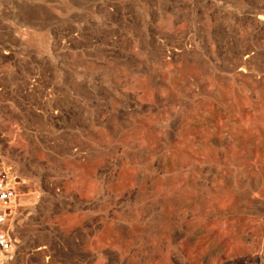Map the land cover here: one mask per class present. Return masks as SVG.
Returning a JSON list of instances; mask_svg holds the SVG:
<instances>
[{
  "label": "rangeland",
  "instance_id": "374dc122",
  "mask_svg": "<svg viewBox=\"0 0 264 264\" xmlns=\"http://www.w3.org/2000/svg\"><path fill=\"white\" fill-rule=\"evenodd\" d=\"M245 53L250 74L235 88L229 68ZM46 92L74 113L70 131L59 135L56 167L19 170L32 192L40 172L57 175L75 207L31 198L23 246L7 264H200L205 250L187 241L202 221H213L228 256L258 250L259 232L227 225L264 213V0H0L2 151L23 148L19 122L3 116L8 98L36 108ZM219 109L240 114L241 127L215 157L194 124ZM28 115V130L41 126ZM227 156L250 171L216 170ZM218 208L235 214L206 215Z\"/></svg>",
  "mask_w": 264,
  "mask_h": 264
},
{
  "label": "built area",
  "instance_id": "2783aa9c",
  "mask_svg": "<svg viewBox=\"0 0 264 264\" xmlns=\"http://www.w3.org/2000/svg\"><path fill=\"white\" fill-rule=\"evenodd\" d=\"M250 54L245 53L243 56V62L237 68H229L238 73L239 78L236 80H229V83L237 87H242L243 79L250 74V68H248V61ZM8 105L10 112L3 115L7 120H13L17 123L18 129L16 132L22 135L23 148L14 153L13 151H2L0 146V264H7L12 261L20 252L23 242L21 241L18 229L20 223L26 219L27 215H24L26 209L29 207V201L34 196L36 197V203L39 205L43 199L48 198L50 206H60V210L71 211L75 207V202L72 200L69 194L61 191V188L57 185L59 179L54 174H48L40 172L38 178L34 181L37 185V189L32 192L29 187L28 178L19 170L22 167H36L39 169L56 167L54 158H58L59 150L58 146L61 144L59 135L62 132L70 131V121L73 118L74 113L66 106H58V103L63 105L66 102H61L55 96H52L50 92H46L45 95L38 98L40 103L38 107H30L29 101L26 99H13L8 98ZM33 110L35 115L39 119L43 120L41 126L33 131L28 130V125L25 123L28 118V111ZM225 110V109H224ZM248 114L245 110H238ZM248 111V110H247ZM240 114L225 113L218 110V114L212 119L211 123L201 121L196 122L198 132L197 135L205 136L210 135L209 143L206 145L209 149L214 151L215 157H222L228 150V146L233 142V130L239 128ZM34 136L33 140L26 137V134ZM0 137L6 138L5 131L0 129ZM211 141V142H210ZM235 147V146H233ZM200 149L199 147H197ZM75 144L69 139L67 144V152L69 156L76 153ZM36 154L34 163H24V161H30L29 153ZM230 162L226 165L222 164L216 170H225L222 167H231V170L236 171L242 169L246 165H237L236 161L227 156ZM236 169V170H235ZM214 180L218 179L214 175ZM226 181V185L235 182L232 177H223ZM225 184V183H224ZM246 198V195H241ZM249 199L250 198H246ZM88 203L85 202L86 207ZM52 211L56 214L57 211L52 208ZM230 214L235 212L228 208H218L215 210H208L206 215L209 218L224 217V219L230 218ZM241 218L235 219L236 224H228V230H236L240 227L243 232L252 233L259 232L261 241L258 242L255 252L250 251V259L246 257H230L227 255L225 248L218 245L215 242V232L218 228L212 224L213 221L200 222L197 225L191 240H188L192 246L199 247L205 250L197 260L200 264L214 262L215 258L222 257L219 260V264H264V213H241ZM250 216V220L247 218ZM254 217V218H253ZM258 218V219H256ZM250 221V222H249ZM211 222V223H210ZM250 242V241H249ZM215 245V247H213ZM37 250L50 249L49 244H42L36 247ZM48 258V256H46Z\"/></svg>",
  "mask_w": 264,
  "mask_h": 264
},
{
  "label": "bare ground",
  "instance_id": "6f19581e",
  "mask_svg": "<svg viewBox=\"0 0 264 264\" xmlns=\"http://www.w3.org/2000/svg\"><path fill=\"white\" fill-rule=\"evenodd\" d=\"M262 166V168H264V165H261ZM243 170H245V171H250V167H245ZM250 178V177H249ZM261 182L263 183L264 182V170H261ZM247 182V181H246ZM244 183V182H243ZM242 183V184H243ZM248 188L250 189V186H249V182H248ZM250 192V191H249ZM257 193H255V195H256ZM258 195V194H257ZM258 208V207H257Z\"/></svg>",
  "mask_w": 264,
  "mask_h": 264
}]
</instances>
